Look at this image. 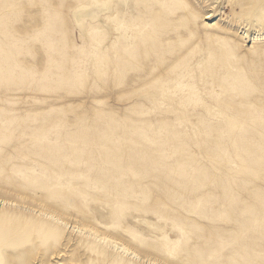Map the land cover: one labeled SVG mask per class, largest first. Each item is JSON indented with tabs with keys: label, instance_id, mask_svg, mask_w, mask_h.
<instances>
[{
	"label": "rangeland",
	"instance_id": "1",
	"mask_svg": "<svg viewBox=\"0 0 264 264\" xmlns=\"http://www.w3.org/2000/svg\"><path fill=\"white\" fill-rule=\"evenodd\" d=\"M86 1L0 0V264H264V0Z\"/></svg>",
	"mask_w": 264,
	"mask_h": 264
},
{
	"label": "bare ground",
	"instance_id": "2",
	"mask_svg": "<svg viewBox=\"0 0 264 264\" xmlns=\"http://www.w3.org/2000/svg\"><path fill=\"white\" fill-rule=\"evenodd\" d=\"M122 0H87L83 4L79 5L74 10V18L77 22L79 30H83L87 22L99 23L103 20V17L109 15L113 11V7L116 2ZM255 39H257L255 37ZM80 230V228H78ZM117 245V243H114ZM123 253L129 254L130 250L127 247H119ZM131 254H133L131 252Z\"/></svg>",
	"mask_w": 264,
	"mask_h": 264
}]
</instances>
